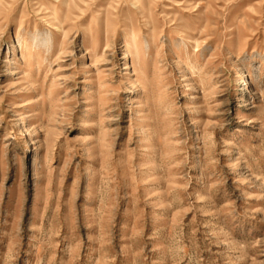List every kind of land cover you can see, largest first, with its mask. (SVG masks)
I'll use <instances>...</instances> for the list:
<instances>
[{
  "label": "rangeland",
  "instance_id": "rangeland-1",
  "mask_svg": "<svg viewBox=\"0 0 264 264\" xmlns=\"http://www.w3.org/2000/svg\"><path fill=\"white\" fill-rule=\"evenodd\" d=\"M60 1L0 0V264H264V0Z\"/></svg>",
  "mask_w": 264,
  "mask_h": 264
},
{
  "label": "bare ground",
  "instance_id": "bare-ground-1",
  "mask_svg": "<svg viewBox=\"0 0 264 264\" xmlns=\"http://www.w3.org/2000/svg\"><path fill=\"white\" fill-rule=\"evenodd\" d=\"M63 5H64V3L65 2H67L66 0H61L60 1ZM56 12V10H52V13H55ZM98 13V14H97ZM96 13V16L95 17H93V24H91V25H88L85 29H84V33L89 37V38H91L92 39V42H91V44H89L91 47H92V56L93 57H96V56H98L99 55V49H100V47H101V40H97V41H95L94 40V33H93V28H96V29H99V30H102L103 29V26H102V24H103V19L104 18H106V15H105V13H101V10H98V12ZM50 16V13H46L45 15H43L42 16V18H43V20L46 22V23H48V24H50L51 26H53V27H55V29L56 30H59V31H62V23L61 22H58L57 21V23H55V22H53V20H52V18L51 17H49ZM55 18V17H54ZM105 27V26H104ZM125 29H126V32H128L127 33V37H126V40L128 41V49H127V53L130 55V57H131V59L132 60H135L136 62H139V59H140V54L139 53H136L135 54V56H134V52H137V51H135L134 49H136V48H138V46H140L141 44L139 43V41H138V39L136 38V34L132 31V28L134 27V21L132 20V19H130L129 21H128V23L127 24H125ZM104 34L105 35H107L108 34V32H107V30H105L104 29ZM96 37H99V36H101L100 34L99 35H95ZM186 38L188 39V42H190L191 44H196V41L195 40H193L192 39V37L191 36H186ZM130 40V41H129ZM94 41V42H93ZM19 42H21L20 40H19ZM23 44V43H22ZM25 47H24V49H22V52H21V54H22V59H25V58H27L26 57V54L29 52L28 50H29V48L27 47V45L26 44H23ZM48 45V44H47ZM38 48H39V50H40V47L38 46V45H36ZM32 50V49H31ZM39 50H38V52H37V56H39V55H41V53H39ZM36 52V51H35ZM129 57V56H128ZM30 58V57H29ZM42 58V57H41ZM40 58V59H41ZM28 59V58H27ZM39 59V58H38ZM32 61V60H31ZM38 61V60H37ZM36 61V62H37ZM39 62V61H38ZM33 64V63H32ZM38 65V64H37ZM39 65H41V64H39Z\"/></svg>",
  "mask_w": 264,
  "mask_h": 264
}]
</instances>
